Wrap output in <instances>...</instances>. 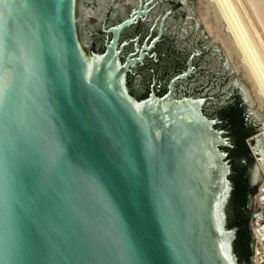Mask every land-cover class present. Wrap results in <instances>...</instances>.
Here are the masks:
<instances>
[{
  "label": "water",
  "instance_id": "water-1",
  "mask_svg": "<svg viewBox=\"0 0 264 264\" xmlns=\"http://www.w3.org/2000/svg\"><path fill=\"white\" fill-rule=\"evenodd\" d=\"M143 1L0 0V264H238L227 138L202 99L132 98L126 73L143 55L122 64L120 33L148 14L122 34L142 41L160 23V60L133 69L136 92L192 53L180 94L206 97L214 116L237 92L256 133L253 194L264 110L194 5Z\"/></svg>",
  "mask_w": 264,
  "mask_h": 264
},
{
  "label": "bare ground",
  "instance_id": "bare-ground-1",
  "mask_svg": "<svg viewBox=\"0 0 264 264\" xmlns=\"http://www.w3.org/2000/svg\"><path fill=\"white\" fill-rule=\"evenodd\" d=\"M197 17L207 33L220 43L227 61L232 62L248 88L258 108L256 114H261L264 110V0H204L198 5ZM261 174L264 178V167ZM261 184L264 186V179Z\"/></svg>",
  "mask_w": 264,
  "mask_h": 264
},
{
  "label": "flooded vegetation",
  "instance_id": "flooded-vegetation-1",
  "mask_svg": "<svg viewBox=\"0 0 264 264\" xmlns=\"http://www.w3.org/2000/svg\"><path fill=\"white\" fill-rule=\"evenodd\" d=\"M142 1V4H144V1ZM151 0L146 1V3H148ZM137 9V7L135 8ZM132 9V10H135ZM148 10V9H147ZM130 13V12H129ZM128 13V15H129ZM127 15V16H128ZM148 14L142 15L141 18L142 20L147 16ZM127 16L125 18H127ZM168 16V15H167ZM165 16V18L167 17ZM125 18H120L121 20L125 19ZM162 18V17H161ZM142 20H138L136 21L132 26L122 30V32L120 33V38H119V46H122V51L120 54V61L122 64H124L126 61H130L133 59H137L139 57L140 54L143 55L142 59L140 62H136L134 64H132L131 66L128 67L127 73H126V87L128 90L129 95L134 98L137 101H141L144 99H147L151 94L154 95L157 98H163L165 96H169V98L172 99H179V98H192V99H202L204 100V104L202 107V112L203 114L211 120H217V124L215 125V129L218 131H222L224 133L225 138H227L228 140V144H229V148H225L222 151L224 153H226L227 155V160H228V164L230 166V177L233 174L232 171V157H230V152L229 151H233L235 150V143H234V136L232 135V131L230 130V127L228 125V122L226 120L223 119V112L225 111V109L227 110L228 108L232 107L235 103L239 104V107L242 109V119H243V123L245 125V127L247 129H250L251 131H253V135L249 136L248 138H246V140H251L252 137L256 134L255 131L252 129V122L249 120V118L247 117L246 114V110L244 109V107L242 106V104L239 101V98L237 96V92L235 95L234 100L228 104L227 106L221 107L220 111L215 114L214 116L208 114V111H206L205 109V104L207 101L206 97H200V96H195V95H182L180 94V90L178 89L180 84L187 80L188 78L191 77V75L194 73V66H193V56H195V54H191V56H189L187 59H185V61L183 62V64L180 66V63L178 62L176 67H181L177 72H174L173 74H171L169 76V69L170 67L165 66L162 70V75L167 76L168 78L165 80V82L162 84V80L157 79L155 74L152 73V76L149 78V82L146 88H144V90H142L141 92H136L135 90H133L132 88V76H134L133 73V69L137 68L138 66H143L144 62L148 59H150L153 63L157 64L158 60H160V58H157V54L154 52V49L156 48V44L159 42V39L161 37H159V39L154 42L152 45L151 43L154 41V39H156L157 35H158V31H159V25H158V30L157 33L155 34L154 37H151L150 39H148V37H144L142 39V41L139 40V36L135 35L133 38L131 39H127V40H122V34L130 29L131 27L135 26L138 22H141ZM162 20V19H161ZM164 21V19L162 20ZM163 27L161 29V33L163 31ZM131 43L132 45V51L130 53L124 54L125 53V48L126 46ZM151 45V46H150ZM143 47L146 48V50L143 49ZM188 63H190V67H191V71L189 73L188 76H185L183 78H181L183 75H185L187 73L188 70ZM173 82V83H172ZM172 83L171 89H170V84ZM245 140V141H246ZM251 157V155H250ZM234 165L237 166L238 168L242 169L241 171V177L243 180H245V186H244V192H245V216H247V212H250V206H249V201L252 197V188H253V182H252V178L249 175V171H248V163L247 161L243 158V157H239L237 159H235L234 161ZM229 177V180H230ZM231 182V180H230ZM232 183V182H231ZM233 187V184H232ZM234 188L232 189L233 192ZM231 192V194H232ZM231 199V197H230ZM230 202V200H229ZM234 209V208H233ZM227 222H228V214H227Z\"/></svg>",
  "mask_w": 264,
  "mask_h": 264
},
{
  "label": "trees",
  "instance_id": "trees-1",
  "mask_svg": "<svg viewBox=\"0 0 264 264\" xmlns=\"http://www.w3.org/2000/svg\"><path fill=\"white\" fill-rule=\"evenodd\" d=\"M242 109L238 103L223 112V119L228 122L232 135L234 136L235 150L229 151L232 157L233 174L230 180L233 184L230 203L233 205V218L228 219L227 228L236 229L235 239L233 241V252L237 258L238 264H250L251 255V237L248 231V219L250 212L245 216V180L241 177L242 169L234 165L235 159L243 157L247 163L251 162L250 151L245 143L246 138L253 135V131L247 129L242 119Z\"/></svg>",
  "mask_w": 264,
  "mask_h": 264
},
{
  "label": "built area",
  "instance_id": "built-area-1",
  "mask_svg": "<svg viewBox=\"0 0 264 264\" xmlns=\"http://www.w3.org/2000/svg\"><path fill=\"white\" fill-rule=\"evenodd\" d=\"M253 209L249 220V232L254 238L251 264H264V186L260 184L252 196Z\"/></svg>",
  "mask_w": 264,
  "mask_h": 264
},
{
  "label": "rangeland",
  "instance_id": "rangeland-1",
  "mask_svg": "<svg viewBox=\"0 0 264 264\" xmlns=\"http://www.w3.org/2000/svg\"><path fill=\"white\" fill-rule=\"evenodd\" d=\"M199 1V2H198ZM201 2H204V0H187L186 1V3H185V6H187L188 8H191V6L192 5H194V9H195V7H196V9H195V12H196V14H197V8H198V5H199V3H201ZM188 4V5H187ZM190 5V6H189ZM201 23V22H200ZM201 25H202V23H201ZM202 28H203V30H204V32H205V34H206V36L208 37V39H212V37L207 33V31L204 29V26L202 25ZM212 44H214V45H219V47H220V49L222 50V47H221V45H220V43L219 42H217V41H215L214 39H213V41H212ZM222 52H223V50H222ZM229 63V65L230 64H232V62L230 61V62H228ZM230 67L232 68V70H233V72H234V75L235 76H238L239 77V74H238V72L235 70V68H234V66H233V64L232 65H230ZM236 71V72H235ZM237 73V74H236ZM255 109H258V108H256L255 107ZM259 111V110H258ZM260 113H261V111H259ZM262 121H264V120H262Z\"/></svg>",
  "mask_w": 264,
  "mask_h": 264
}]
</instances>
